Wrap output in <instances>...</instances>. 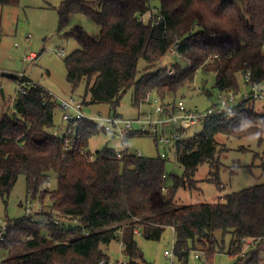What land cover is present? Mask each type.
I'll use <instances>...</instances> for the list:
<instances>
[{"label":"trees","instance_id":"trees-1","mask_svg":"<svg viewBox=\"0 0 264 264\" xmlns=\"http://www.w3.org/2000/svg\"><path fill=\"white\" fill-rule=\"evenodd\" d=\"M19 1L0 0V8ZM57 10L60 32L74 14L91 18L100 28L97 40L81 28L63 36L81 47L64 64L73 92L86 83L83 105L89 98L90 104L108 105L117 115L132 88L136 108L153 94L163 103L175 102L202 69L215 74L219 94L238 93L239 77L248 92L264 84V0H64ZM149 13L150 21H142ZM172 50L191 66L174 64L170 74L162 65ZM142 60L147 69L138 79ZM248 74L250 82L245 83ZM207 95L212 97L211 92ZM250 101L205 119L202 134L179 148L177 160L184 174L177 177L168 175V162L159 156L144 158L128 150L118 159L109 146L92 155L89 142L103 133L100 124L82 120L69 138L68 128L62 136L53 135L57 101L33 83L26 95L17 94L12 115L0 117V194L5 200L25 177L31 201L40 197L44 204L48 198L50 204L46 221L28 215L9 221L0 242V251L9 257L0 264H109L103 249L121 241L126 264H146L135 229L153 241L168 228L174 231V252L182 264L198 247L208 261L224 254L218 232L230 236L227 254L235 264H264L257 248L240 255L244 239L264 238V185L227 194L213 204L176 203L179 190L196 188L199 166L215 168L217 135H264V113L254 111ZM136 137L143 136L128 139ZM255 158L264 173V152ZM53 177L57 188L50 191L45 186Z\"/></svg>","mask_w":264,"mask_h":264},{"label":"rangeland","instance_id":"rangeland-1","mask_svg":"<svg viewBox=\"0 0 264 264\" xmlns=\"http://www.w3.org/2000/svg\"><path fill=\"white\" fill-rule=\"evenodd\" d=\"M63 1L20 0L17 6L0 8V117L3 114L12 115L20 85L19 79L21 75H25L32 83L49 92L57 101L54 127L50 130L55 136L64 135L68 128L67 123L63 121V110L60 108L59 101L73 98L83 103L86 89V83H82L73 92L67 82L64 60L80 50L81 47L77 41L65 39L63 36L75 28H81L96 40L100 34L99 26L91 18L81 14L72 15L67 26L60 32V18L57 9ZM57 51H63L65 56H59ZM32 54L39 57L36 63L28 60ZM174 64L187 69L191 66L189 62L170 52L162 67L173 73ZM146 69L145 61H140L138 79L145 75ZM238 80L241 84L238 93L228 92L237 97V105L244 102L245 97L249 98L250 95L247 88L244 90L243 79L239 77ZM1 90L4 92V98ZM208 92L212 93V97H208ZM133 95L134 89L132 88L121 100L120 107L116 111L117 115L128 120H136L140 115L148 114L154 109V101L157 98L154 94L150 96V104L145 103L140 108L133 106ZM218 96L219 91L215 89V74L202 69L196 74L194 82L180 91L177 101H183L190 110L196 109L199 113H205L219 103ZM86 103L83 113L88 118H105L110 114H115L108 105L90 104L89 98ZM250 106L257 113H264L263 102L254 101L250 103ZM135 127L137 128V126ZM203 128L204 122L183 133L182 147L197 139L202 134ZM215 139L219 150L214 161L215 168L208 164L199 166L194 176V180L197 182L196 188L179 190L176 196L178 205L213 204L222 201L227 194L264 185V173L260 168L261 161L255 158L256 155H261L264 152V135L236 138L219 134ZM126 142L130 153L140 152L144 158H157L162 152L157 148L152 137H136L128 139ZM107 144L114 150L123 148V143L119 140H112L108 135L102 133L90 140L89 151L95 155L102 151ZM92 158L94 159V157ZM167 170L168 175L182 177L184 174L183 169L175 161V157H173V162L168 164ZM211 172L215 173V178L218 176L222 184L220 188L224 187L223 190L218 189L215 179H212L214 177ZM45 188H49L50 191L57 188L55 177ZM39 198L32 201L34 212L31 217L46 221L47 217L44 214L47 213L50 202L46 198L45 203L42 204ZM31 200L27 196L26 178L20 177L5 200L0 194V220L9 223V221L24 218L27 216L26 202ZM70 225H77V222H71ZM216 237L219 242L224 241V254H215L208 261L202 248L198 247L196 251L190 253L187 264H235V258L227 254L231 242L230 236L222 237V233L218 232ZM136 241L143 252L146 264H182L176 256L173 263L166 257V253H170L175 244L173 229H166L160 240H146L142 235H137ZM245 249H242L240 255H243ZM103 250L109 256V264H126L129 261L123 253L121 242H114ZM196 255L200 258H196ZM8 257L7 251H0V263Z\"/></svg>","mask_w":264,"mask_h":264},{"label":"built area","instance_id":"built-area-1","mask_svg":"<svg viewBox=\"0 0 264 264\" xmlns=\"http://www.w3.org/2000/svg\"><path fill=\"white\" fill-rule=\"evenodd\" d=\"M151 18L152 13H149L142 17L141 20L147 22L150 21ZM171 52L172 54H176L174 50ZM57 53L61 57L65 56L63 51H57ZM28 60L37 61L38 57L35 54H32L30 57H28ZM20 78H25L26 81L19 85L18 93L20 95H26L27 89L29 86L33 85V83L29 81L25 75H21ZM249 82L250 76L248 74L245 77V83ZM249 93V98L245 97L246 100L250 99L255 102H263L264 84L253 86V89H251ZM218 101L219 103L217 104L218 106L216 105V108H212L205 113H199L196 109L190 110L188 107H186V104L183 101L163 103L160 101V99L156 98L154 101V109L148 114L140 115V117L136 120H128L115 114H110L105 118H88L83 113V103L76 101L73 98L70 100H60L59 102L60 108L63 110V121L68 125V131L66 135L67 138H69L72 128L76 126L78 121L88 120L96 124H100L104 134L108 135L113 140H119L121 143H123V148L116 151L118 159H123L128 153L129 148L126 145L128 137L132 134H137L143 137H152L157 148L162 151L159 153V157L162 160L171 163L173 162V157H175V161L178 162V153L179 148L182 147L183 133L190 130L194 126L205 122L206 118L215 114L216 112H221L230 106L237 105V97L231 93L219 94ZM146 103H150V98H148ZM135 126H137V128ZM141 155L142 154L139 152L138 156ZM49 184L50 182L47 185ZM25 207L27 215L31 216L34 212L33 202L27 201ZM7 230L8 221L0 220V242L3 241ZM123 230L120 232L121 240L123 237ZM134 234L141 235V230L135 229ZM242 243L243 248H246L245 251H243V255L257 248L261 259L264 260V238L260 239L258 242H255L252 239H244ZM121 244L123 246L122 241ZM166 257L171 260V263H173L175 258L174 245L173 250L170 253H166ZM196 258H198V256H196Z\"/></svg>","mask_w":264,"mask_h":264},{"label":"crops","instance_id":"crops-1","mask_svg":"<svg viewBox=\"0 0 264 264\" xmlns=\"http://www.w3.org/2000/svg\"><path fill=\"white\" fill-rule=\"evenodd\" d=\"M150 104V103H149ZM263 104H264V101H263ZM119 116V115H118ZM113 140V139H112ZM126 145L128 146V144H127V142H126ZM107 146H109V144H107ZM109 148H111V147H109ZM115 151H118V150H115ZM169 164V163H168ZM177 164H178V162H177ZM197 256V255H196ZM200 257L198 256V259H199Z\"/></svg>","mask_w":264,"mask_h":264},{"label":"water","instance_id":"water-1","mask_svg":"<svg viewBox=\"0 0 264 264\" xmlns=\"http://www.w3.org/2000/svg\"><path fill=\"white\" fill-rule=\"evenodd\" d=\"M1 94H2V96H3V98H4V92H3V90H1Z\"/></svg>","mask_w":264,"mask_h":264}]
</instances>
